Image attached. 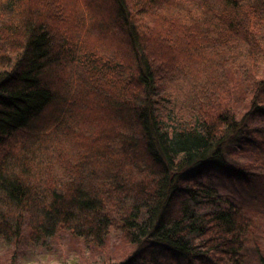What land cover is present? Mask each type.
Instances as JSON below:
<instances>
[{"label":"trees","instance_id":"trees-1","mask_svg":"<svg viewBox=\"0 0 264 264\" xmlns=\"http://www.w3.org/2000/svg\"><path fill=\"white\" fill-rule=\"evenodd\" d=\"M256 145L264 0H0L10 264H243L260 225L217 172L264 183Z\"/></svg>","mask_w":264,"mask_h":264},{"label":"rangeland","instance_id":"rangeland-1","mask_svg":"<svg viewBox=\"0 0 264 264\" xmlns=\"http://www.w3.org/2000/svg\"><path fill=\"white\" fill-rule=\"evenodd\" d=\"M206 1V0H202ZM128 51V50H127ZM125 56H129L128 52ZM129 58V57H128ZM255 150L259 152V155L264 161V149L259 145L255 146ZM218 183L224 189V192L233 194L235 197H238L243 201L244 204L250 205L251 210L253 211L254 218L258 221L260 228L252 236V239L248 242V249L244 253V262L243 264H264V183L256 184L255 189L243 185L239 180L232 178L225 174V172H217ZM66 241V238H65ZM72 242L70 239H67V243ZM61 247L54 245V252L52 255L48 254L46 250H42L40 247L29 248L27 250V256L22 259L18 258L17 264H83L85 261L82 256L71 257L70 260L65 261V257H61L62 254H57L58 252H68L66 249V243L61 242ZM109 248L115 250L126 249L124 242L119 238H113L109 243ZM128 249V248H127ZM126 249V250H127ZM113 251V250H112ZM115 252V251H113ZM5 250L0 248V264H10L6 260ZM83 258V259H82ZM87 258V257H86ZM183 263L186 262L183 260Z\"/></svg>","mask_w":264,"mask_h":264}]
</instances>
